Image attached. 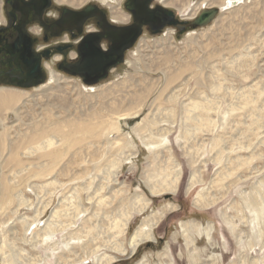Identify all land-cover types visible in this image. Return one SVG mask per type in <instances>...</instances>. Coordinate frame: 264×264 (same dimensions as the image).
I'll use <instances>...</instances> for the list:
<instances>
[{
	"label": "rangeland",
	"instance_id": "obj_1",
	"mask_svg": "<svg viewBox=\"0 0 264 264\" xmlns=\"http://www.w3.org/2000/svg\"><path fill=\"white\" fill-rule=\"evenodd\" d=\"M88 1L100 7L108 2L118 5L115 0ZM188 1L191 10H186L183 14L192 12V15L183 18L187 19L185 32L179 33L172 25H165L163 32L157 34L147 31L140 37L137 45L130 49L124 65L110 71L106 79L98 85L79 86L76 79L54 72L57 84L49 77L37 87L14 88L27 93V98L19 104L18 117L12 113L5 115V132L8 141L12 142L23 141L24 138H20L32 126H39L33 121L62 123L65 117L68 120L75 119L85 112L95 114L103 122L107 121L106 116L115 117L112 116L113 112L122 113L130 97L143 91L147 85H151V93L135 118L121 120L117 130L103 129L100 136L91 135L81 143L87 145L89 142V147L71 148L64 152L62 158L51 164V181L55 179L56 184L48 191L51 192L50 196L48 193H39L37 197L30 191L32 184L37 181L21 179L17 182L12 176L15 167L4 163L5 155H0V245L4 239L5 245H8L3 256L10 252L12 255L16 254L17 250L19 254L15 256V260L18 259L21 264H25L24 260L26 264H95L88 254L90 249H95L99 255L104 253L114 257L111 264H264V211L260 212L261 220L258 221H254L255 216L250 212L254 207L261 208L262 200L264 202V0H247L240 6L231 5L224 8L225 10L213 5L219 12L207 26L195 29L190 28L191 19L203 9L196 7L204 0ZM166 8L177 11L174 7ZM192 8L199 11L194 13ZM178 14L180 15L179 12ZM161 38H170L169 52L173 61L167 67H161L162 70H176L185 65H191L192 69L184 71L153 103L164 88V75L161 69H146L143 59L153 53L158 58L164 55L163 49L155 48L152 44ZM143 43L146 44L144 49ZM158 61L159 59L157 63ZM209 82H216L220 88L212 90ZM62 98L68 102L67 105L61 104ZM169 98L171 100L166 101ZM204 98L211 99L214 103L210 118L217 123H211L207 132L200 129V132H193L189 123H183L185 115L182 108L189 102ZM225 111H228V117L225 116ZM152 113H160L161 119V123L153 127V132L157 135L165 134L163 136L168 140L165 148L157 150L161 152L158 156H151L139 139V134L149 138V128L153 126L149 125V116ZM139 128L146 130L136 132ZM116 131L118 132L115 133ZM108 133L114 138L107 137ZM157 135L152 136L153 140L150 139L155 146L158 145ZM126 136L131 140V147L121 148ZM213 137L216 140L212 141ZM22 153L20 148L18 154ZM126 156L128 158L125 159ZM245 157L249 159L247 162ZM21 161L25 159L21 158ZM118 164L122 165L119 173L112 176L111 172ZM174 165L178 166L176 172V168H172ZM149 166L155 169L153 174L159 168L162 172L179 175L175 193L150 195L146 186L147 178L152 175ZM193 172L200 182L191 186ZM5 186L8 187L7 200L3 203L1 198ZM19 191L23 192L31 207L17 205L15 195ZM90 194L93 197L91 203L88 201ZM137 194L149 201L147 207L141 213L132 214L124 235L113 236L107 230L109 225L106 220H113L115 217L117 219L120 216L117 209L121 205L129 210V204ZM200 195L206 197L205 203L211 204L197 207L195 201ZM245 198L253 208H248ZM48 201V207L38 217L39 227L42 229L43 224L50 218L60 220L62 226H68V231H59L62 226L58 227L60 229L55 233L49 247L43 241L32 243L31 241H36L29 232L24 234L21 223V218L26 216L30 220ZM100 203L101 207L98 205ZM82 210H87V213ZM54 212L56 215H53ZM77 212L80 214L73 219ZM156 212L163 215L152 230L153 240L141 243L131 254L127 248L130 236L146 217ZM102 214L112 215L103 217L106 220L102 222ZM227 221L231 224H227ZM208 226L211 227L209 239L203 232ZM82 227H87L89 232L79 242L77 233L81 229L80 233L83 235ZM108 235H112L111 238ZM115 236L117 237L113 238ZM66 243L72 249L65 247ZM117 243H122L127 248L124 255L117 254L112 249V245ZM51 246L54 247L51 249ZM63 249L67 251L64 252Z\"/></svg>",
	"mask_w": 264,
	"mask_h": 264
},
{
	"label": "bare ground",
	"instance_id": "obj_2",
	"mask_svg": "<svg viewBox=\"0 0 264 264\" xmlns=\"http://www.w3.org/2000/svg\"><path fill=\"white\" fill-rule=\"evenodd\" d=\"M75 1V0H74ZM74 1L72 0H67V3H73V4H79L81 3L80 1H78V3H74ZM247 0H204V2H202L200 5H198L196 8L202 9L206 8V7H210V6H218L219 8L225 10L228 8V5H235L238 4L239 6L243 3H246ZM254 1V0H253ZM163 4L165 6H172L174 8L177 9V11L180 13V15L184 17L189 18L190 15H192V12H188V14L184 15L183 13L187 10H191L189 9V1L188 0H168L163 2ZM236 6V5H235ZM225 8V9H224ZM232 8V7H231ZM264 8V7H263ZM199 9H195L192 8L194 13H197L199 11ZM263 10V9H262ZM257 26V25H256ZM248 30V29H247ZM246 30V31H247ZM257 30V29H256ZM263 31V30H262ZM250 39V38H249ZM168 40H170V38L168 39H163L162 38L159 40L154 41L152 44L153 46L158 49H163V56L161 57H155V54L153 53L150 56H144L143 59V64L145 65L146 69L148 70H152V67H155L157 69H161V67H167L172 60L171 57L172 55L170 54V43L168 42ZM173 47V46H172ZM143 49L146 48V44L143 43ZM165 50V52H164ZM222 50V49H221ZM141 51V50H140ZM152 51V50H151ZM161 53V52H160ZM179 54V53H178ZM211 55V54H210ZM148 57V58H146ZM210 58V57H209ZM207 58V59H209ZM157 59H159V63H157ZM218 59V58H217ZM150 60L149 64L147 63V61ZM179 60V59H178ZM183 60V59H182ZM190 60V59H189ZM188 60V61H189ZM204 60V59H203ZM224 60V59H223ZM236 60V59H235ZM185 61V60H184ZM205 61V60H204ZM173 62V61H172ZM223 62V61H222ZM225 62V61H224ZM181 63V62H180ZM184 63V62H183ZM201 63V62H200ZM217 64V63H216ZM215 64V65H216ZM167 65V66H166ZM190 65V64H189ZM213 65V64H212ZM174 66V65H173ZM203 66V65H202ZM212 67V66H211ZM216 67V66H215ZM192 67L190 66H183V67H179L176 70H162L163 75H164V88L163 90L159 93V95L155 98V100L153 101L156 102L160 95H162V93L167 89V87H169V85H171L184 71L187 70H191ZM225 69V68H224ZM226 70V69H225ZM241 70V69H240ZM215 71V70H214ZM229 71V69H228ZM235 71V70H234ZM140 72V71H138ZM193 73V72H192ZM217 73V72H216ZM51 75L50 79L52 78L53 82H55L57 84V78L54 72L49 73ZM220 75V74H219ZM217 77V76H216ZM60 81V80H59ZM152 82V81H151ZM175 83V82H174ZM210 83V82H209ZM216 83V82H215ZM215 83H210L208 86H210V88L212 90H217L218 88H220V85H217ZM232 85V84H231ZM6 86V85H5ZM78 86V85H77ZM119 85H113V87H118ZM124 86V85H123ZM151 85H147L145 88H143V91H140L137 94H134L130 97V99L128 100V105L125 107V109H123L122 113L121 112H116V113H112V116L114 115L115 117H111V116H106L107 121H103L100 122L95 114H90V113H81V117H77L75 119H67L65 117L64 121L61 123L60 121H56L53 122L51 124V122H45V121H41V123H38L37 121H33L35 123H37L39 126L30 128L29 131H27L20 139H23V141H16V142H12V141H8V136L6 135L7 133L5 132V115L8 113H12L14 115H16V117L19 116L18 112L19 111V104L22 103V101L27 98V93L18 90V89H14V88H8V87H0V126H1V132H0V155H5V159H4V163H8L11 164L12 167H15V170L12 173L13 178L18 182L21 179H31L33 181H37L36 183H33L32 186L30 187V191L33 192V194H36L37 197H39V193H48L49 196L51 195V192L49 193L48 191L51 190L52 186L54 187V184H56L55 179H53L51 181V164L58 161L60 158L63 157V154L65 151L68 152V150H70L71 148H75V147H81V148H87L89 147L90 143L88 142L87 145H82L81 143L86 140L88 137H91V135L93 137H97L101 135V131L104 129L105 130H117V128L119 129V124L121 120L124 119H129L137 116L141 110V108L143 107L144 103L146 102V100L148 99L149 95L151 92L150 91V87ZM60 87V86H59ZM154 87V86H153ZM17 88V87H16ZM61 88V87H60ZM233 89V88H232ZM231 89V90H232ZM107 91V90H106ZM115 92V91H114ZM202 92V91H201ZM234 92V91H233ZM236 92V91H235ZM111 93V92H110ZM116 93V92H115ZM114 93V94H115ZM45 94V93H44ZM113 94V93H112ZM229 94V92H228ZM50 95V94H49ZM53 95V94H52ZM55 95V94H54ZM106 95V94H105ZM44 97L46 96L43 95ZM91 97V95H89ZM51 97V96H50ZM106 97V96H105ZM174 97V96H172ZM171 97V98H172ZM32 98V96H31ZM39 98V97H38ZM89 98V97H88ZM171 98H169L166 101H170ZM112 99V98H111ZM60 100V99H59ZM125 100V98H124ZM37 101V100H36ZM46 101V100H45ZM118 101V100H117ZM149 103V102H148ZM62 105H67L68 102L66 100H64L62 98L61 101ZM60 105V104H59ZM21 106V105H20ZM25 106V105H24ZM37 106V105H36ZM47 106V105H46ZM45 106V107H46ZM117 106V105H116ZM185 107L182 108V112L184 113L185 117L182 119L184 120V124L187 125L189 123V128H193V132L199 129L202 130H209V125L211 123H214L211 118H210V113H212L211 111L214 110V103L212 102V100H208V99H202L199 101L194 100L193 102H189L188 104L184 105ZM56 107V106H55ZM65 107V106H64ZM67 107V106H66ZM217 107V106H216ZM60 108V107H59ZM90 108V107H89ZM218 108V107H217ZM68 109V108H67ZM219 109V108H218ZM116 110H118V108H116ZM161 110V109H160ZM28 112V111H27ZM214 112V111H213ZM22 114V113H21ZM35 114V113H34ZM174 114V111H173ZM23 115V114H22ZM152 116H149V125H153L152 128H149V133L147 137H144V135L139 134V139L141 140V143L143 145V147L146 148L147 152L150 153L151 156L156 155L158 156V154L160 155L161 152H157V150H159L160 148L163 149L165 148V146H167L168 144V140L166 139L165 134L163 135H157L153 132V127L157 126L159 123H161V119L160 117V113L157 114H151ZM205 115V117H204ZM225 116L228 117V111H225ZM22 117V116H21ZM41 117V116H40ZM105 117V116H104ZM39 118V117H38ZM35 119V118H34ZM206 120V122H205ZM29 121V120H28ZM226 121V118L223 119V122ZM173 123V122H171ZM217 123V122H216ZM214 123V124H216ZM30 124V123H29ZM224 124V123H223ZM224 126V125H223ZM224 128V127H223ZM27 129V128H26ZM195 129V130H194ZM28 130V129H27ZM142 130H146L145 128H139L136 129V132H140ZM225 130V128H224ZM189 131V129L187 130V132ZM118 131H116L115 133H117ZM192 132V133H193ZM200 132V131H199ZM203 132V131H202ZM201 132V133H202ZM209 132V131H208ZM226 132V131H225ZM111 133V132H110ZM110 133L107 134V137L110 135ZM115 133H111V134H115ZM191 133V134H192ZM205 133V132H204ZM158 136V145H153V142L150 141L153 140L154 138L152 136ZM218 136V134H217ZM110 137V136H109ZM111 139L114 137H110ZM116 139V137H115ZM196 139V138H195ZM18 140V139H17ZM119 140V139H118ZM124 140V144L121 146V148H128L131 147L130 145V139L128 140L127 136L125 138H123ZM216 140L215 137H213L212 141ZM219 140V139H218ZM237 140V139H236ZM114 143L116 142V140H113ZM192 141V140H191ZM200 141V140H199ZM205 143V142H204ZM213 144V143H212ZM112 146V144H111ZM194 146V145H193ZM200 146V145H199ZM78 147V148H79ZM228 147V146H227ZM21 148V150L23 151V153L21 155L18 154V150ZM193 148V147H192ZM200 148V147H199ZM223 148V147H222ZM225 148V147H224ZM241 148V147H240ZM195 149V148H194ZM198 150V149H196ZM156 151V153H155ZM82 152V149H81ZM188 152V151H187ZM155 153V154H154ZM227 153V152H226ZM253 153V152H252ZM81 154V153H80ZM85 156V154L83 155ZM192 156V155H191ZM204 156V153H203ZM236 156V155H235ZM93 157V156H92ZM186 157V156H185ZM21 158L25 159V161H21ZM100 158V156H99ZM128 158V156L125 157V159ZM189 158V157H187ZM199 158V157H198ZM213 158V157H212ZM226 158V157H225ZM240 158V157H239ZM246 158V157H245ZM215 159V158H214ZM218 159V158H217ZM215 159V160H217ZM228 159V158H227ZM247 159V158H246ZM31 160V161H29ZM190 160V159H189ZM192 160V159H191ZM219 160V159H218ZM217 160V161H218ZM249 159L245 160L246 162ZM32 161H36V163L34 164ZM187 161V160H186ZM202 161V160H201ZM244 161V160H243ZM242 161V162H243ZM244 161V162H245ZM73 162V161H72ZM156 163V162H154ZM158 163V162H157ZM156 163V164H157ZM191 163V161H190ZM169 164V162H168ZM166 164V165H168ZM203 164V162H202ZM240 164V163H239ZM67 165V164H66ZM65 165V166H66ZM81 165V164H80ZM192 165V164H191ZM190 165V166H191ZM201 165V164H200ZM199 165V166H200ZM244 165V164H243ZM64 166V168H65ZM122 166V165H121ZM120 164L117 165V167H115L113 169V171L111 172L112 176L115 175V173H119V170L121 168ZM235 166V165H234ZM69 166H67L68 168ZM229 167V166H228ZM20 168V170H19ZM23 168V169H22ZM70 168V167H69ZM68 168V169H69ZM150 171L152 172V175L149 176V178H147L146 180V186L148 188V191L150 193V195L152 196H160L165 194L166 192L169 193H175L176 189H177V185H178V179H179V175L175 174L176 176H174L172 173H166V172H162L161 170L156 169V174H153V171L155 170L154 168H152V166H149ZM172 168H176L174 170V172H176L178 170V166L174 165ZM198 168V167H197ZM239 168V167H238ZM63 169V168H62ZM83 169V168H82ZM194 169V168H193ZM64 170V169H63ZM195 170V169H194ZM197 170V169H196ZM85 171V170H84ZM64 172V171H63ZM230 172V171H229ZM65 173V172H64ZM87 173V172H86ZM192 173V172H191ZM194 173V172H193ZM249 173V172H248ZM216 175V173H215ZM222 175V174H221ZM225 175V174H224ZM223 175V176H224ZM199 176V175H198ZM219 176V175H217ZM76 177V176H75ZM226 177V176H225ZM199 178V177H198ZM196 176V173L193 174V176L191 177V186L200 182ZM216 178V177H215ZM220 178V177H218ZM213 179V178H212ZM222 179V176H221ZM235 180V179H233ZM212 181V180H211ZM215 181V180H214ZM213 181V182H214ZM39 182V183H38ZM238 182V181H237ZM215 183V182H214ZM233 183V182H232ZM60 185V184H59ZM237 185V184H236ZM90 186V185H89ZM96 187V186H95ZM227 187V186H226ZM99 188V187H98ZM93 189V188H92ZM95 189V188H94ZM7 190L8 187L5 186L4 188V194L1 198V202L5 203L6 202V195H7ZM91 190V189H90ZM100 191V190H98ZM3 192V190H2ZM22 191H19L16 195L15 198H17L18 203L17 205L21 207V205H26L27 207H31L32 205L30 203H28V200H26L22 194ZM95 193V192H94ZM102 193V192H100ZM117 193V192H116ZM47 194V195H48ZM96 194V193H95ZM94 194V195H95ZM99 194V193H98ZM119 194V193H118ZM242 194V193H241ZM246 194V193H245ZM97 195V194H96ZM223 195V194H222ZM251 195V193H250ZM99 196V195H97ZM244 196V195H243ZM262 196V195H261ZM259 196V197H261ZM114 197V196H113ZM247 197V196H246ZM264 197V196H263ZM96 198V197H95ZM104 198V197H103ZM106 198L108 199V196H106ZM206 198V197H205ZM205 198L203 197V195L198 196L195 201V204L197 207H204L205 205H209L211 204V202H206L205 203ZM241 198V197H239ZM252 198V197H251ZM77 199H79L77 197ZM93 197L92 194H90V196L88 197V201L91 203ZM98 199V198H97ZM220 199V198H219ZM255 199V197H254ZM258 199V198H257ZM68 200V199H67ZM218 200V199H217ZM246 200V198L244 199V201ZM252 201H254L253 199H251ZM260 200V199H259ZM262 200V199H261ZM9 201V200H8ZM100 201V200H99ZM98 201V202H99ZM212 201V200H211ZM247 201V200H246ZM245 201V203H246ZM256 200V203L259 204V201ZM94 202V201H93ZM102 202V201H100ZM255 202V201H254ZM50 201L46 202L44 204V206L42 207L41 211H36V214H34V216H32L31 218H29L30 220H28V218L25 216L24 218H21V223L22 226L24 227V234L25 233H30L32 235V238L36 241L32 243H38V242H46L48 247H49V243L51 242V240H54V236L55 233L60 229L58 227H61V222L60 220L55 221L54 219L50 218L47 222H45L43 225L44 227L41 229L39 227L38 222V217H40V215L43 213V211H45V208L48 207ZM97 203V202H96ZM149 201L147 199H145L144 197H142L141 195H135V197L132 199V201L130 202V207L129 210H127L126 208H123L122 205L118 207L117 212H118V218L116 219V217L112 220V219H108L106 220L103 217H110L112 214L110 215H103L102 214V222L104 220H106V222H108L109 228H107V230L111 231V234L114 236L116 235H124L125 231L128 228V224L130 223V220L132 218V214H138L141 213L142 211H144V209L147 207ZM243 202V204H245ZM253 203V202H252ZM263 203V204H262ZM262 207L259 209H256L255 207H251L247 201L246 205H249L248 208H253L250 210L251 213L254 214L255 218L254 221L256 219V221L261 220L259 217L260 212L264 211V202L262 200ZM68 204V203H67ZM104 204V202H103ZM107 204V203H106ZM214 204V203H213ZM101 207V203L98 204ZM97 205V206H98ZM109 205V204H107ZM168 205V204H167ZM255 205V204H254ZM105 207V206H104ZM247 207V206H246ZM99 208V207H98ZM170 209H173V207H169ZM165 209V208H164ZM247 210V209H246ZM249 210V209H248ZM17 211V210H16ZM92 211V210H91ZM98 211V209H97ZM83 213H87V210H82ZM102 212V211H101ZM162 212H164V210H162ZM243 212V211H242ZM15 213V212H14ZM238 213V212H237ZM80 213L77 212L75 216H73V219H75ZM94 214V213H93ZM53 215H56V212L53 213ZM70 215V213L68 214ZM163 214L156 212L153 213V215L146 217L143 222L140 224V226L132 233V235L129 238L128 241V246L127 248L131 251V254L135 252V250L138 248V246L145 242V241H149V240H153V235H152V230L153 228L157 225V223L160 221L161 216ZM51 216V215H50ZM94 216H97V214H94ZM263 216V215H262ZM231 218V217H230ZM262 218V217H261ZM223 221V220H222ZM250 221V220H249ZM253 221V220H252ZM253 221V222H254ZM263 221V220H262ZM75 222V221H74ZM84 222V221H83ZM261 222V221H259ZM227 224H231L229 221L226 222ZM258 223V222H257ZM255 224V223H254ZM253 224V225H254ZM54 226V227H51ZM205 226V225H204ZM256 226V225H255ZM57 227V228H56ZM65 227V228H64ZM68 226H62L61 229L59 231H65L67 230ZM185 227V226H184ZM252 227V226H251ZM64 228V229H63ZM99 228V227H98ZM196 228L198 229V227L196 226ZM94 229V228H93ZM101 228H99L100 230ZM252 229V228H251ZM83 230V235H81V229L78 231L77 236L80 239L79 242L81 241V237H85L89 231L87 230V227H82ZM92 230V229H91ZM102 230V229H101ZM200 230V229H199ZM238 230V229H237ZM240 230V229H239ZM68 231V230H67ZM187 231V230H186ZM98 232V231H97ZM203 232L205 233V235L207 236V239H209V235L211 233V227H207L206 230L203 229ZM58 233V232H57ZM65 233V232H63ZM85 233V234H84ZM108 233V232H107ZM240 233V232H239ZM98 234V233H97ZM109 234V233H108ZM26 235V234H25ZM62 235V234H61ZM67 235V234H66ZM80 235V236H79ZM100 235V234H98ZM112 235H108L109 238H111ZM197 235V234H196ZM63 236V235H62ZM96 236V234H95ZM94 236V237H95ZM191 236V235H190ZM240 236V235H239ZM262 236V235H261ZM89 237V236H88ZM117 236L113 237L116 238ZM53 238V239H52ZM241 240H243L241 237L239 238ZM5 240V239H4ZM2 240V243L0 245V256H1V261L2 264H21V262H18L17 260H15V256L19 254H17V250H16V254L12 255L11 252L8 253V255L3 256L5 251V248H7L6 244V240L4 241ZM24 241V240H23ZM93 241V240H92ZM5 242V243H4ZM25 242V241H24ZM53 243V242H52ZM51 245L55 243H53ZM78 243V242H77ZM86 244V242H85ZM90 244V243H89ZM33 245V244H31ZM36 246L38 244H35ZM40 245V244H39ZM46 245V244H45ZM44 245V246H45ZM93 245V243H92ZM10 246V245H9ZM34 246V245H33ZM42 246V245H41ZM51 246V249L54 247ZM82 246V245H81ZM113 250L120 255H124V253H126V249L122 243L119 244H113ZM39 247V246H37ZM47 247V246H46ZM65 247H68L67 243L65 244ZM71 248V246H69ZM68 247V248H69ZM85 246H83L84 248ZM109 247V246H108ZM86 248V247H85ZM84 248V249H85ZM17 249V248H16ZM35 249V247H34ZM42 249V248H41ZM46 249V248H45ZM61 249V248H60ZM72 249V248H71ZM110 249V248H109ZM7 250V249H6ZM44 250V249H43ZM9 251V250H8ZM20 251V249H19ZM61 251V250H60ZM63 251H67L64 250ZM70 251V250H68ZM85 251V250H84ZM83 251V252H84ZM87 251V250H86ZM97 250L95 249H90V253L88 252V254L90 255V258L92 259L93 263L95 264H111L114 261V257H110V256H106L107 254H101L99 255V253L96 252ZM21 252V251H20ZM49 252V251H48ZM56 252V251H55ZM54 252V253H55ZM26 253V252H23ZM50 253H52L50 251ZM49 253V255H50ZM87 253V252H86ZM47 254V253H46ZM73 255V254H72ZM17 257V256H16ZM27 258V257H25ZM29 258V257H28ZM89 258V257H88ZM44 259V258H43ZM24 260V259H23ZM30 260V258H29ZM28 260V261H29ZM38 260V259H37ZM61 260V259H60ZM70 260V259H69ZM80 260V259H79ZM27 261V262H28ZM75 261V260H74ZM25 264H26V260H24ZM30 262V261H29ZM44 262V261H43ZM76 262V261H75ZM24 264V263H22ZM30 264V263H28Z\"/></svg>",
	"mask_w": 264,
	"mask_h": 264
},
{
	"label": "flooded vegetation",
	"instance_id": "obj_3",
	"mask_svg": "<svg viewBox=\"0 0 264 264\" xmlns=\"http://www.w3.org/2000/svg\"><path fill=\"white\" fill-rule=\"evenodd\" d=\"M66 1L0 0V87H37L51 72L74 78L79 86L93 87L124 65L144 33L163 32L162 23L169 20H187L174 9L170 10L174 16L160 13L139 19L143 0H115L118 5L108 2L104 7L88 0ZM154 1L148 4L149 10L172 7L163 4L168 0ZM174 27L186 29L178 23ZM82 69L90 73L81 74ZM105 72L106 77L100 78Z\"/></svg>",
	"mask_w": 264,
	"mask_h": 264
},
{
	"label": "water",
	"instance_id": "obj_4",
	"mask_svg": "<svg viewBox=\"0 0 264 264\" xmlns=\"http://www.w3.org/2000/svg\"><path fill=\"white\" fill-rule=\"evenodd\" d=\"M151 0H143L141 2V6L143 8V12L140 15L139 19H142L143 17L149 16L150 18L155 17V16H159L160 13L167 15V17L169 16H174V13L172 11H170L169 9L163 8V7H157L155 10H149L148 9V4L150 3ZM219 12V9L216 7H207V8H203L197 15H195L192 19H191V23H190V28L195 29V28H201L204 26H207L212 20L213 18L216 16V14ZM142 24H146V22L150 23V21H140ZM183 24L185 25L187 23V21H183V22H179V21H167L166 23H162V25H168V26H175V24ZM185 32V29L182 30V28H179V33H183ZM139 35V28H136L135 30V37H138ZM85 73V74H89L90 72L86 69H82L81 74ZM106 72L104 74H102V77L100 78H105L106 77Z\"/></svg>",
	"mask_w": 264,
	"mask_h": 264
}]
</instances>
